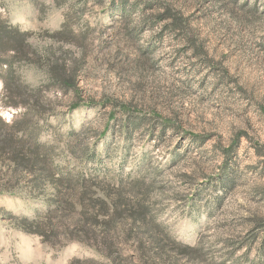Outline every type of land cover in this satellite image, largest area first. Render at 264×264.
Here are the masks:
<instances>
[{
  "label": "rangeland",
  "instance_id": "obj_1",
  "mask_svg": "<svg viewBox=\"0 0 264 264\" xmlns=\"http://www.w3.org/2000/svg\"><path fill=\"white\" fill-rule=\"evenodd\" d=\"M0 22L24 35L15 77L40 92L60 171L96 178L92 192H150L175 242L151 230L119 257L44 243L10 218L54 189L32 194L20 178L3 192L0 160V264H264V0H0ZM3 94L0 80L9 123L20 110Z\"/></svg>",
  "mask_w": 264,
  "mask_h": 264
},
{
  "label": "trees",
  "instance_id": "obj_2",
  "mask_svg": "<svg viewBox=\"0 0 264 264\" xmlns=\"http://www.w3.org/2000/svg\"><path fill=\"white\" fill-rule=\"evenodd\" d=\"M1 50L11 53L8 60L4 59L7 56L0 58V71L4 68L0 72L3 98L7 105L20 110L9 123L0 120V160L10 167L12 174L2 182L1 188L3 192H13L22 178L26 180L27 192L32 194L46 196V184L54 189L52 197L45 198L33 216L12 217L13 223L24 233L39 236L44 243L58 247L78 243L114 257H119L122 243L128 244L133 235H149L151 230H158L162 239L175 244L152 215L148 204L150 192H92L88 183L97 182L96 178L60 171L55 159L62 152L57 154L55 147L41 141L42 125L36 121L45 114L40 108V92L25 89L15 77L14 63L24 57V35L3 22H0V53ZM61 69L64 71L63 66ZM52 77L56 86L74 89L75 83L61 72L54 71ZM77 107L78 104H73L70 109ZM104 134L105 130L99 137ZM86 157L92 160L94 152ZM132 187L145 188L139 182ZM122 221L128 224L126 228ZM139 247L143 249L141 244Z\"/></svg>",
  "mask_w": 264,
  "mask_h": 264
},
{
  "label": "built area",
  "instance_id": "obj_3",
  "mask_svg": "<svg viewBox=\"0 0 264 264\" xmlns=\"http://www.w3.org/2000/svg\"><path fill=\"white\" fill-rule=\"evenodd\" d=\"M11 114H13V112H11ZM11 117H12V115H11Z\"/></svg>",
  "mask_w": 264,
  "mask_h": 264
}]
</instances>
